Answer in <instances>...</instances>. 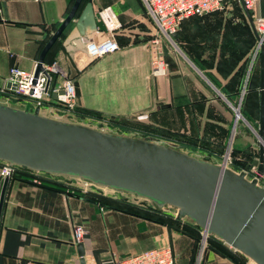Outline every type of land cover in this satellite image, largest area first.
<instances>
[{
  "label": "crops",
  "instance_id": "obj_1",
  "mask_svg": "<svg viewBox=\"0 0 264 264\" xmlns=\"http://www.w3.org/2000/svg\"><path fill=\"white\" fill-rule=\"evenodd\" d=\"M73 2L74 0H0L1 97V88L14 64L27 71L36 69L40 53L47 42V33L55 32ZM86 3L87 1L83 2L82 8ZM93 4L96 14L101 7L111 5L122 24L141 23V26H135L131 30L133 33L139 32V40L134 41L133 33L120 39L117 36L120 44L118 50L99 57L86 69L78 72L73 67L72 60L84 50L90 33H87V24L82 22L78 26L74 22L58 57L60 64L74 76L78 92L77 104L109 116H138L141 121H152L154 113L155 121L159 122L157 119L161 118L162 125H165L167 119L172 125L174 120L186 117L188 127L190 125L193 128L180 131L193 135H198L208 124L216 125V128H228L230 111L233 114L234 110L229 97L236 99L241 85V68L251 42L250 29L247 30L242 25L238 35L231 25L229 32L233 35V40L229 41H234L235 44L229 41L226 43V40L221 41L217 35L214 36L216 30L211 25L198 24L197 22L202 21L200 19H185L178 30L180 51H167L168 74L156 78L151 74L148 41L143 40L140 34L143 32L141 29L146 31L150 21L155 27L143 1L93 0ZM242 16L236 15L238 19L233 21V25L244 18L249 21L247 15ZM98 28H103L100 21ZM224 28L225 24L220 31L221 38ZM199 29H203L202 39H199ZM61 83L59 79L58 85ZM5 86L10 87L9 84ZM245 92L244 89L242 98ZM250 100L252 103L260 102L257 82L250 88ZM25 101V106L19 103L14 104V107L30 106L31 110L34 109L31 100ZM49 106L45 107L48 111L53 107ZM228 108L231 110L227 111ZM248 109L252 113L253 105ZM210 131L213 132L211 129ZM251 133H241L237 146L243 148L248 142L251 144L258 141L256 144L259 147V140H255L253 129ZM3 182L4 178L0 175V197ZM76 224L84 225L87 230L81 241L74 238L73 229ZM111 227V230L116 231H123L124 227L130 235L123 248H120L117 237L109 236ZM88 237L93 240L94 245L98 239L105 241L102 256L104 253L109 255L110 251L111 255H126L171 244L177 264H197L202 246V241L197 245L192 237L166 225L120 212L102 211L98 204L66 191L10 179L0 222V264H26L28 261L81 264L78 248L80 243L85 247L86 264H113L108 257L97 255L93 248H89L86 243ZM200 264L237 263L214 248L205 247ZM246 264H254V261L247 257Z\"/></svg>",
  "mask_w": 264,
  "mask_h": 264
},
{
  "label": "water",
  "instance_id": "obj_2",
  "mask_svg": "<svg viewBox=\"0 0 264 264\" xmlns=\"http://www.w3.org/2000/svg\"><path fill=\"white\" fill-rule=\"evenodd\" d=\"M83 2L74 0L44 45L36 76L43 69L48 51L72 22L87 24L88 34L98 30L93 0L82 8ZM243 7L253 26L249 10ZM259 67L260 120L255 131L259 140L258 170L264 174V47ZM236 112L244 118L239 108ZM0 160L130 192L157 207L174 206L178 217H189L208 234L218 236L257 264H264V187L255 178H247L244 170L236 171L167 144L46 116L40 107L30 110L1 102ZM9 182L10 176H6L0 197V222ZM78 248L81 264H86L84 244Z\"/></svg>",
  "mask_w": 264,
  "mask_h": 264
},
{
  "label": "built area",
  "instance_id": "obj_3",
  "mask_svg": "<svg viewBox=\"0 0 264 264\" xmlns=\"http://www.w3.org/2000/svg\"><path fill=\"white\" fill-rule=\"evenodd\" d=\"M146 8L147 14L155 23V31L148 40L151 52V74L159 78L168 74L169 64L166 58L168 50L178 49V43L175 34L180 28L184 18L205 14L214 10L224 9L227 0H142ZM259 0H241V3L249 10L253 26L257 33V42L252 51L249 72L253 69L255 63L259 61L261 48L264 47V16L257 15V2ZM97 20L102 22L103 28H98L91 33L84 44V50L80 52L74 60L73 67L76 71L81 72L91 65L96 59L105 54L112 53L120 48V44L116 39L115 33L121 28V22L114 8L111 5L101 7L97 11ZM103 34V36H101ZM58 74L62 83L53 86L54 75ZM6 84H10L6 88ZM5 85L1 88L4 93L7 90H13L18 94H22L31 99L34 109L40 107V111L44 106V101L50 99L51 95L57 93L56 100L61 103L65 109L73 110L77 105V87L74 76L70 71L62 66L59 61L44 62L43 69L35 75V70L27 71L13 65L10 68L9 75L5 81ZM11 85H15V89ZM243 98L241 97V100ZM32 109V110H34ZM31 110V109H30ZM229 158V157H227ZM226 159L222 163L228 166ZM259 160L246 169V177L255 178L257 184L264 187V174L259 173ZM14 166L8 162L0 168V175L5 178L11 176ZM75 177V176H72ZM87 185H97L85 179ZM178 211V209H177ZM178 213V212H177ZM176 213V214H177ZM74 238L76 241L84 239L87 230L84 225H74ZM208 233L203 229L202 246L198 257V263H201L204 248L206 247ZM113 264H177V258L174 248L171 244L147 249L141 252L133 253L125 257H118L116 253H112ZM26 264H44L38 261H28ZM257 264V263H254Z\"/></svg>",
  "mask_w": 264,
  "mask_h": 264
},
{
  "label": "trees",
  "instance_id": "obj_4",
  "mask_svg": "<svg viewBox=\"0 0 264 264\" xmlns=\"http://www.w3.org/2000/svg\"><path fill=\"white\" fill-rule=\"evenodd\" d=\"M84 1H88V0H84ZM241 7L243 8L244 12L245 9L241 3V0H239ZM73 5V3H72ZM71 5V6H72ZM223 9L221 10H214L205 14H197V15H193V16H189L186 17L182 20L181 24L183 23V21L185 19H190V18H195V19H200L202 20L201 22H203L204 24H206L207 22H209V24H206L208 26L211 25V27L216 30V33L214 34V36L222 40H226V43L229 41V39L232 38L233 35L230 34L229 29L230 26H234L233 29L235 27L238 28V35L240 33V29L241 26H243V28L247 29V30H251V33H249V41L250 45L248 48V52L245 55V59L243 60V64H242V73H241V85L239 90L237 91L236 94V99H234V97H229L230 100L232 102H241V106H242V111L243 113L253 122L256 123L257 125H259V120H260V102H255L252 103L250 100V88L254 85V83L257 82V85L260 88V74H259V61L257 63H255L253 69L251 70V72H249V66H250V61H251V55H252V51L256 45L257 42V35L254 32L252 25L250 24V22L248 20H246L244 18L243 21H237L234 25H233V21L229 18L231 17L230 15L227 14H217L222 12ZM81 12V8L78 11L77 16L80 14ZM217 14V15H216ZM244 17L246 15L242 14ZM242 16V17H243ZM74 22H72L67 28L66 30L62 33V35L59 37V39L54 43V45L51 47V49L48 51L47 55H46V62H53L54 60L59 61L58 57H57V51L58 49H61V40H63L66 35L68 34L69 30H71V27L73 26ZM136 24V25H135ZM225 24V28L224 31L221 35H223V37L221 38L220 36V31L222 30V27ZM135 26H141L140 24L137 23H128V24H122V28L119 29L118 31H116L115 36L120 39L121 37H125V36H130L131 33H133L131 30L133 28H135ZM141 29V28H140ZM148 29V28H147ZM141 29L143 32H141L140 34H142V36L144 37V34L147 32ZM179 30V29H178ZM53 32V31H52ZM52 32H48L47 36H46V41L49 40V38L51 37ZM134 34V41L137 42L139 40L138 36H139V32L137 33H133ZM151 37V34L149 35V37L146 39L145 37L143 38V40H148ZM176 42L178 44L181 43V40L179 39L178 36V31L176 32V36H175ZM233 40V39H231ZM234 42V41H229V43ZM235 44V42H234ZM196 46V45H195ZM168 52L166 54V57L168 58ZM193 57V54L191 55ZM195 57V56H194ZM200 64L202 65V63L200 62ZM59 75L55 74L54 78H53V86H56L59 82ZM246 84V85H245ZM246 90V92L244 93V97L241 100V95H242V91ZM3 94L5 95H9L12 97H24L26 98V96L22 95V94H18L13 90H7L6 92H4ZM17 99V98H16ZM44 104L47 105H54V106H61L64 108V106L59 103L56 98L53 96V94L51 95L50 99L44 101ZM253 105V111L252 113L249 111L248 108H250ZM73 113L75 114L76 117L80 118V119H88L91 121H97L100 119H107L110 121V123L114 124V125H120V126H126V122L124 121L123 117H118V116H109L106 114H103L99 111L93 110V109H89V108H84L81 107L79 104H77L75 106V108L73 109ZM152 120L153 123H150L149 127L150 128H156V126L158 127L159 125L154 124L155 121V116L154 113L152 115ZM162 126V125H161ZM207 127L209 128V132L208 134H206V139L204 138L203 141V145H207V147L209 145L214 144V142L218 141L219 144H216L218 146H223V142L221 141L223 139V136L227 135V129L220 126L219 128H216V125H210L208 124ZM162 127H159L158 129H160ZM213 130V132L210 131ZM164 134L166 136H170L172 138L171 142H175L176 144H183V141L185 139H188L191 137L192 143L194 144L195 140L198 137L193 135L190 136L191 134H187L181 131H176L173 130L171 128H162L161 129ZM212 133V134H210ZM211 136H213L211 139ZM161 137H165V136H161ZM239 138V137H238ZM147 140H151V139H147ZM152 141V140H151ZM206 141L208 143H206ZM197 143V142H196ZM195 143V144H196ZM204 146V148H207ZM208 149H210L208 147ZM258 153L259 150L257 147H253L251 146V144H247L245 147L240 148L236 146L233 148V154H234V158L232 159V163H233V167L235 168V170H242V169H246L249 166H251L252 164L256 163L258 161ZM5 164L4 161L0 160V168ZM43 174L40 173H36L35 170L30 169L28 167L25 166H19L16 165L14 166V171L10 176V179H17L26 183H35V184H39V185H43V186H49V187H53L56 190H60V191H66L69 194L75 195V196H80L88 201H91L95 204H98V206L101 207H106V208H111L113 210H117L120 211V213L122 214H127L136 218H142L145 219L147 221L150 222H154V223H158L161 225H166L170 228H174L177 229L179 231H181L182 233L192 237L194 239V241L196 242L197 245H200L201 242V226L199 224H195V223H189L186 221H183L182 218L176 216L173 217L172 215L163 213L161 211L158 210H149V209H143L142 207H139L138 205H134L130 202H128L125 199H120V198H114V197H110L107 195H103L102 193H99L98 191H92V190H85L80 186L77 185H72L69 184L63 180H59V178L57 177H52L51 175H55L58 176V174H54V173H48V172H41ZM155 208L159 209L160 207H157L154 204ZM206 247H210V248H214L215 250H217L218 252H220L222 255L232 259L234 262H236L237 264H246L247 261V257L244 253H240L238 250L234 249L233 247H231L229 244L225 243L222 239H220L218 236L214 235V234H209L207 237V244Z\"/></svg>",
  "mask_w": 264,
  "mask_h": 264
},
{
  "label": "rangeland",
  "instance_id": "obj_5",
  "mask_svg": "<svg viewBox=\"0 0 264 264\" xmlns=\"http://www.w3.org/2000/svg\"><path fill=\"white\" fill-rule=\"evenodd\" d=\"M255 12H257V15H259V16H264V0H259L257 2V9H256ZM217 14L230 15L231 17H229V18L232 21H234V20L238 19V18L235 17L236 15L245 14V12H244L243 8L241 7L239 0H227V2L225 3V7H224L223 11L220 12V13H217ZM197 23L200 24V25L204 24L203 22H197ZM206 24H209V22H207ZM148 26L149 27L147 29V32L144 34V37L146 39L149 37L150 34L152 36L153 32L155 31V27H154V25H153V23L151 21L148 23ZM202 30L203 29H199L200 33H201ZM235 30L237 32L238 28L235 27ZM144 37H142V39ZM64 39L61 40L62 41L61 42L62 43L61 44L62 48L64 47V45H63ZM199 39H202V33L199 35ZM148 40H146V41H148ZM62 48L58 49L57 54H56L57 57L59 56L58 53L62 50ZM171 51H173V53L174 52L175 53H179L180 49L178 48L176 50H171ZM168 64H169V62H168ZM25 100H31V99H29L28 97H26V98H24V97L23 98L22 97L18 98V96L12 97V96L5 95V94H3V97L0 96V102L1 103L7 104V105H11V106H14V104H19V103H21L20 105L25 106V103H26ZM230 104H231V106L233 107L234 110H233V114H232L231 108L230 109L229 108L226 109L227 111L231 110L230 111L231 112V118L228 120V124L229 125H228V128H227V135L223 136V139L221 140L222 142L224 141L223 142V146L221 147V146L216 145V144H219V142L216 141V142H214V144L208 146L210 149H208L207 145H203L204 138L206 139V136H207L206 134H208V132H209V128L208 127L203 128V130L198 135H195L198 138L194 139L195 140L194 144L192 143L193 139H191V137L188 138V139H185L183 141V144L182 143L176 144L175 142H171L172 139H170V138H172V137L166 136L164 134V132L161 130L163 127L164 128H171V126H172L171 129H174L176 131H178V130L180 131L181 129H184L186 131L187 128H191L192 129L193 127H190V125L188 127L187 118L186 117H182L178 121L174 120L172 125H170L171 122H170L169 119L165 120V125H162L160 123L162 119L159 118V119H157V120H159V122H154V124H157L159 126L158 127L156 126V128H150L149 125H150V123H153V120L152 121L151 120H149V121H141V120L138 119V116H132V117H128V118H124L123 117L124 121L126 122V126H120V125L117 126V125H114L113 123L111 124L110 121L107 120V119H100V120H97V121H91V120H88V119L87 120L86 119H80V118L75 116V114L73 113V110H67V109H65V108H63L61 106L51 105L53 107L50 108L51 109L50 111H48V109H45V107L47 108V107H50V106L47 105V104H44V106L42 108L44 113L41 112L42 110L40 112L42 114L46 115V116H50V117H54V118H57V119L70 121V122L83 123V124L90 125L92 127H95V128L101 129V130H105V131H110V132H114V133L130 135V136H134V137H140V138H144V139H151L154 142L167 144V145L179 148V149H181V150H183V151H185V152H187V153H189V154H191L193 156H196V157H199V158H207V159H209L211 161H214V162H217V163H222L223 161H225L227 159L229 161L228 162V167H230V168L235 170V168L233 167L234 165L232 163V159L234 158L233 148L236 146V143L238 141V137H240L241 133H244V132L251 133V129L252 128L249 126V124H250L254 128L253 132L255 134L254 135L255 140L258 139V136H257L255 130H258L259 125H257L256 123H253L243 113L241 102H239V103L238 102H231ZM26 108L30 109L31 107L30 106H26ZM236 108L240 109V111L243 114L244 118L243 117H240L239 119L236 118L239 115V113L237 114V112H236ZM199 112L202 113V111H199ZM177 123H180V124L177 125ZM159 127H162V128L158 129ZM162 135L165 136V137H161ZM190 136H193V134L191 133ZM254 142L251 143V146L258 147V145L256 144V143H258V141H254ZM206 143H208V142L206 141ZM247 144H250V142H248ZM204 146L207 147V148H204ZM227 157H229V158H227ZM238 171H240V170H238ZM35 172L43 174L40 171H35ZM51 176L52 177H57V178H59V180H63L65 182L69 183V184L80 186V187H82L85 190L98 191L99 193H102L103 195H107V196L114 197V198L125 199V200H127L128 202H130V203H132L134 205H138L139 207H142L143 209L158 210V211H161L163 213L172 215L173 217L178 216V214H176L178 212L176 207L171 206V205H164V206L160 207L159 209H157V208H155L154 203L151 200L146 199V198L141 197V196H137V195H135L133 193H130V192H126V191H123V190H116V189H113V188H110V187H105V186H100V185H96V186L95 185H90V184L87 185V184H85L84 180H81V179H78L76 177H72V176H69V175L58 174V176H55V175H51ZM99 208H101L102 211L104 210V211L120 212V211H117V210H113L111 208H106V207L103 208L101 206H99ZM181 218H182L183 221L197 224L196 222H194L192 219H190L187 216H184V217H181ZM109 224H111V222H109ZM111 229H112V227L110 228V230L108 232L109 236L111 238L117 237V239L119 240L120 248H123V246L127 243L128 236H130V235L124 230V227H123V231H122V229H118L117 231L116 230H111ZM202 232H203V228L201 227V236H202ZM201 241H202V239H201ZM86 243H87V245L89 246L90 249L93 248L94 253H96L97 255L100 254V256H102L101 253L105 252L104 248L106 246L103 244V243H105V241H103V240H100V239L96 240L95 241V245H94L93 240L88 237V238H86ZM110 252H109V255L104 253V255L102 257H104V258L108 257L111 260L112 259V255L110 254ZM130 254H126V255H118L117 254V255H118V257L122 258V257L128 256ZM254 263H256V262L254 261Z\"/></svg>",
  "mask_w": 264,
  "mask_h": 264
},
{
  "label": "bare ground",
  "instance_id": "obj_6",
  "mask_svg": "<svg viewBox=\"0 0 264 264\" xmlns=\"http://www.w3.org/2000/svg\"><path fill=\"white\" fill-rule=\"evenodd\" d=\"M238 117H240V115H238Z\"/></svg>",
  "mask_w": 264,
  "mask_h": 264
}]
</instances>
